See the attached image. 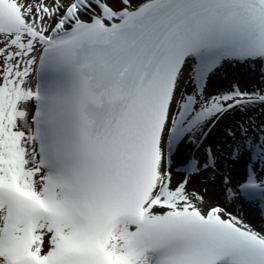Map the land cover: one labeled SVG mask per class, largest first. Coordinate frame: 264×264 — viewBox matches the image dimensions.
<instances>
[{
    "label": "snow or ice",
    "instance_id": "snow-or-ice-1",
    "mask_svg": "<svg viewBox=\"0 0 264 264\" xmlns=\"http://www.w3.org/2000/svg\"><path fill=\"white\" fill-rule=\"evenodd\" d=\"M0 264H264V0H0Z\"/></svg>",
    "mask_w": 264,
    "mask_h": 264
},
{
    "label": "bare ground",
    "instance_id": "bare-ground-1",
    "mask_svg": "<svg viewBox=\"0 0 264 264\" xmlns=\"http://www.w3.org/2000/svg\"><path fill=\"white\" fill-rule=\"evenodd\" d=\"M254 215H255V213H254ZM256 218H257V222H259V217L257 216Z\"/></svg>",
    "mask_w": 264,
    "mask_h": 264
}]
</instances>
